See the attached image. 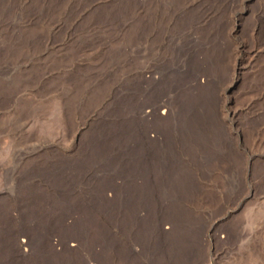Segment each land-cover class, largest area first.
<instances>
[{"label":"rangeland","instance_id":"1","mask_svg":"<svg viewBox=\"0 0 264 264\" xmlns=\"http://www.w3.org/2000/svg\"><path fill=\"white\" fill-rule=\"evenodd\" d=\"M89 263L264 264V0H0V264Z\"/></svg>","mask_w":264,"mask_h":264},{"label":"bare ground","instance_id":"2","mask_svg":"<svg viewBox=\"0 0 264 264\" xmlns=\"http://www.w3.org/2000/svg\"><path fill=\"white\" fill-rule=\"evenodd\" d=\"M187 66V65H186ZM173 70V69H172ZM171 70V71H172ZM188 69H185V67L183 66L181 69H177L175 72H172L173 74H176V76H178L179 74H184L185 73V75L187 74V71ZM191 72V71H190ZM189 72V73H190ZM198 74V73H197ZM185 75H183V76H185ZM191 75V74H190ZM195 75V74H194ZM197 76V75H196ZM173 77H175V76H173ZM188 77V76H187ZM192 77V76H191ZM176 78V77H175ZM175 80V79H174ZM152 81L154 82V84L156 83V84H158V81H161V80H159L157 77H156V75H153V78H152ZM191 81V80H190ZM189 81V82H190ZM161 84L160 85H162V82H160ZM164 83V82H163ZM166 83V82H165ZM165 83L163 84V85H165ZM166 84H168V82L166 83ZM159 85V86H160ZM174 86L173 87H175L176 86V83L175 84H173ZM165 88V87H164ZM160 89V88H159ZM159 89H157V90H159ZM156 90V91H157ZM162 90V89H161ZM160 90V91H161ZM164 90V89H163ZM177 90V89H176ZM166 91V90H165ZM159 92L160 94H158V95H156V96H153L152 94V96L153 97H155L154 99H153V101H154V104L153 105H150L149 107H147V110L145 111V116L146 117H149V116H151V115H153V114H156V112H157V109H159V108H163V109H166V108H168V103H170V108L173 110V113L175 114L176 113V111H175V109H173V107L174 106H176L175 105V103L174 102H169L166 98H170V95L173 93V90L171 89V91H167V92ZM157 94V93H156ZM177 102V101H176ZM156 116V115H155ZM179 122V121H178ZM150 126V125H149ZM157 128H159L158 126H150V127H148L147 129L145 128V130H144V132H143V135H144V137L145 138H147V140H149V141H151L150 139H148V132H150V130H153L154 131V129H157ZM160 132V131H159ZM153 141V140H152ZM5 169V168H4ZM7 171H8V169L6 168L5 169V173L7 174ZM103 188H106V189H109L108 187H103ZM113 188V187H112ZM105 189V190H106ZM105 190H103V191H105ZM103 191H102V194H103ZM105 193H106V191H105ZM104 193V194H105ZM56 230V232L58 233V235H59V237H60V243L64 246V248L65 249H67L68 248V246H69V243L70 242H77L78 241V239L77 238H75L73 235H75L76 233L74 232V233H72V234H68L63 228H61V227H59V228H55ZM20 232V231H19ZM18 232V233H19ZM26 232H28L27 231V229H26ZM26 232H20L19 234H18V237H24L23 238V240H22V243L20 244L21 246H23V247H25V248H27V247H35L39 242H40V239H41V236L39 235V233H37L34 237H30V236H27V234H26ZM78 234V233H77ZM77 234H76V236H77ZM57 235V236H58ZM73 237V238H72ZM81 239V238H80ZM42 240V239H41ZM59 240V239H58ZM58 242V241H57ZM58 245V244H57ZM61 245V246H62ZM51 247V250H53V255H55L56 254V252H55V249H54V247H56V245L55 246H50ZM101 249V248H100ZM26 250V249H25ZM92 252H91V254H92V256L90 257V258H93V260L94 261H100L99 260V258H98V256H96V253L94 254V251H96V249L95 248H93L92 250H91ZM99 253V252H98ZM89 264H91V263H89Z\"/></svg>","mask_w":264,"mask_h":264}]
</instances>
